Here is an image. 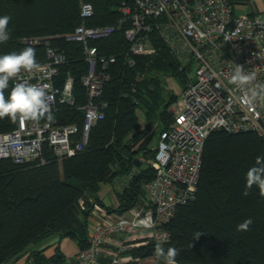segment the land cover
I'll return each instance as SVG.
<instances>
[{
	"label": "trees",
	"instance_id": "16d2710c",
	"mask_svg": "<svg viewBox=\"0 0 264 264\" xmlns=\"http://www.w3.org/2000/svg\"><path fill=\"white\" fill-rule=\"evenodd\" d=\"M83 1L0 0V16L11 17L10 39L0 43V55L33 47L37 60L43 63L50 47L66 54L56 82L63 85L71 76L75 101H58L51 109L55 119L50 122L75 124L78 131L73 143L81 139L89 97L82 78L89 63L82 43L68 40L66 34L83 22L88 26L117 25L123 0H87L94 12L86 18L81 15ZM151 39L155 51L133 55L134 64L127 61L130 42L122 27L108 38L91 41L99 54L116 56V61L109 65V78L97 97L104 116L92 126L82 149L59 157L45 144L44 162L0 159V264H12L27 252V264H65L66 256L59 247L48 257L43 249L31 250L29 246L58 234L75 240L79 249L86 248L93 202L104 204L99 196L103 184L124 179L119 205L111 208L119 212L136 205L144 195V184L154 171L136 166L135 159L143 156L148 162L154 157L156 148L150 142L171 121L170 107L179 96L166 90L163 75L172 74L187 83L191 69L182 66L155 31ZM14 85L11 80L6 96ZM17 125L18 121L7 117L0 119V132ZM258 156H264V140L257 131H211L196 197L180 204L164 225L169 238L160 245L179 250L177 264H264V196L255 186L249 195H243L246 173ZM248 218L253 221L250 230L238 231L237 225ZM196 232L203 235L193 240ZM157 244L150 240L129 252L142 258L156 257Z\"/></svg>",
	"mask_w": 264,
	"mask_h": 264
},
{
	"label": "built area",
	"instance_id": "2783aa9c",
	"mask_svg": "<svg viewBox=\"0 0 264 264\" xmlns=\"http://www.w3.org/2000/svg\"><path fill=\"white\" fill-rule=\"evenodd\" d=\"M117 25L88 26L81 23L66 34L82 43L89 63L82 81L88 90L81 139L73 143L75 124L59 126L50 121L18 122L15 129L0 132V159L16 162H44V146L50 144L59 157L75 154L88 142L92 126L104 116L97 102L107 69L116 56L99 54L92 40L110 37L124 29L130 42L127 61L133 55L153 53L151 32L155 31L183 67L196 62L181 99L172 111L173 119L159 130L156 152L148 160L154 176L144 184V195L131 208L119 212L106 203L93 202L89 245L79 249L65 264H153L157 257L142 258L129 252L137 245L169 238L164 225L180 204L196 197L206 140L212 130L236 132L255 130L264 140V100L249 104L244 93L230 81L236 65L246 73H256V84H264V16L236 14L232 0H123ZM94 7L81 4V15L89 17ZM66 54L50 47L48 58L33 72H22L14 84L47 85L50 110L58 102L74 103V80L63 85L56 79ZM145 161V160H144ZM146 162V161H145ZM92 216V215H91ZM30 264H37L31 262Z\"/></svg>",
	"mask_w": 264,
	"mask_h": 264
},
{
	"label": "clouds",
	"instance_id": "9594fccd",
	"mask_svg": "<svg viewBox=\"0 0 264 264\" xmlns=\"http://www.w3.org/2000/svg\"><path fill=\"white\" fill-rule=\"evenodd\" d=\"M10 19L9 15L0 16V43L10 39L8 28ZM39 68L40 63L36 58V49L33 47L0 55V119L7 117L13 122L20 123L55 119L48 104L47 85L18 81L7 96L5 94L11 80L16 79L22 72H33ZM256 79V73H246L242 65H236L230 77L231 83L244 93L249 104L264 100V84H256ZM253 186L259 189L261 196H264V156L256 157L255 164L248 169L243 195H249ZM252 223V219L248 218L237 225V230L248 231ZM201 235L203 234L200 232L194 233L193 240H198ZM154 255L162 259L164 264H177L176 257L179 255V250L175 246L165 249L157 244Z\"/></svg>",
	"mask_w": 264,
	"mask_h": 264
},
{
	"label": "crops",
	"instance_id": "0c3cea01",
	"mask_svg": "<svg viewBox=\"0 0 264 264\" xmlns=\"http://www.w3.org/2000/svg\"><path fill=\"white\" fill-rule=\"evenodd\" d=\"M234 6L236 14L258 13L264 16V0H235ZM123 180L124 179L119 178L118 180L113 181L112 184H103L102 189L99 192V196L102 198L104 203L113 207H117L119 205L118 192L123 188ZM91 218H94V214L92 213L89 216V226L90 220H92ZM55 235L57 236L56 239L47 241V238L42 243L35 245L36 249H43L44 254L51 257L55 254L57 247H59L66 256V262L73 261L79 250L77 242L70 237H61L58 234ZM29 253L30 252L25 253L19 259L12 262V264H27Z\"/></svg>",
	"mask_w": 264,
	"mask_h": 264
},
{
	"label": "rangeland",
	"instance_id": "374dc122",
	"mask_svg": "<svg viewBox=\"0 0 264 264\" xmlns=\"http://www.w3.org/2000/svg\"><path fill=\"white\" fill-rule=\"evenodd\" d=\"M196 68H197V66H196V62L194 61L193 63H192V65H191V69L189 70V72H188V76L189 77H193L194 75H195V71H196ZM163 77H164V80H165V87H166V90L170 93V94H178L179 96H178V99H177V101L175 102V103H173L172 105H171V107H170V109H171V111H173L174 110V107H175V104H177L178 103V101L181 99V95H182V91H183V89L185 88V86H186V80L184 81V83H182L180 80H178V78H177V76H175V75H172V74H164L163 75ZM187 77V76H186ZM140 112V114H139V116H140V119L141 120H144L143 121V123L145 122V117L143 116V114H142V112H141V110H139ZM172 119H173V117H172ZM171 119V120H172ZM158 129V127H156V129L155 130H157ZM156 143H157V137H156V135L152 138V140H151V142H150V146L153 148V149H155V146H156ZM141 159H143V160H145L144 158H143V156H141ZM113 182H109V183H106V184H112ZM109 206V205H108ZM110 208H116V207H113V206H109ZM57 238V236L56 235H52V236H50L48 239H47V241H50V240H54V239H56ZM33 248H36V246L35 245H31V246H29V249H33ZM153 264H164V262H162V261H156V262H154Z\"/></svg>",
	"mask_w": 264,
	"mask_h": 264
},
{
	"label": "water",
	"instance_id": "95a60500",
	"mask_svg": "<svg viewBox=\"0 0 264 264\" xmlns=\"http://www.w3.org/2000/svg\"><path fill=\"white\" fill-rule=\"evenodd\" d=\"M135 165L141 167L143 170L150 168V164L148 162H145L141 158H136L135 159Z\"/></svg>",
	"mask_w": 264,
	"mask_h": 264
}]
</instances>
